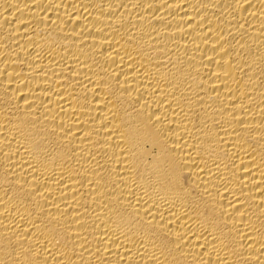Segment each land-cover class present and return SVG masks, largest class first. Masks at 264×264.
Segmentation results:
<instances>
[{"label": "bare ground", "instance_id": "obj_1", "mask_svg": "<svg viewBox=\"0 0 264 264\" xmlns=\"http://www.w3.org/2000/svg\"><path fill=\"white\" fill-rule=\"evenodd\" d=\"M0 264H264V0H0Z\"/></svg>", "mask_w": 264, "mask_h": 264}]
</instances>
